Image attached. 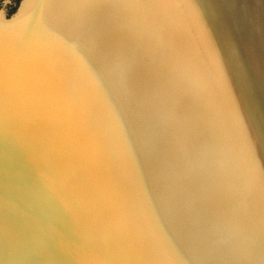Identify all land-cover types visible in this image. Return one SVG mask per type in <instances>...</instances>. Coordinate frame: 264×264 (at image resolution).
<instances>
[{
    "label": "water",
    "instance_id": "obj_1",
    "mask_svg": "<svg viewBox=\"0 0 264 264\" xmlns=\"http://www.w3.org/2000/svg\"><path fill=\"white\" fill-rule=\"evenodd\" d=\"M0 264H264V181L180 6L0 12Z\"/></svg>",
    "mask_w": 264,
    "mask_h": 264
},
{
    "label": "rangeland",
    "instance_id": "obj_2",
    "mask_svg": "<svg viewBox=\"0 0 264 264\" xmlns=\"http://www.w3.org/2000/svg\"><path fill=\"white\" fill-rule=\"evenodd\" d=\"M23 0H0L10 18ZM185 26L264 181V0H161Z\"/></svg>",
    "mask_w": 264,
    "mask_h": 264
},
{
    "label": "bare ground",
    "instance_id": "obj_3",
    "mask_svg": "<svg viewBox=\"0 0 264 264\" xmlns=\"http://www.w3.org/2000/svg\"><path fill=\"white\" fill-rule=\"evenodd\" d=\"M3 12H1V14H2Z\"/></svg>",
    "mask_w": 264,
    "mask_h": 264
}]
</instances>
